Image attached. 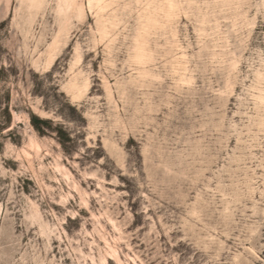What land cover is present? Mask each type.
<instances>
[{
    "label": "rangeland",
    "instance_id": "1",
    "mask_svg": "<svg viewBox=\"0 0 264 264\" xmlns=\"http://www.w3.org/2000/svg\"><path fill=\"white\" fill-rule=\"evenodd\" d=\"M0 264H264V0H0Z\"/></svg>",
    "mask_w": 264,
    "mask_h": 264
},
{
    "label": "trees",
    "instance_id": "2",
    "mask_svg": "<svg viewBox=\"0 0 264 264\" xmlns=\"http://www.w3.org/2000/svg\"><path fill=\"white\" fill-rule=\"evenodd\" d=\"M7 116H8V117H7L6 123L8 124L9 121H10V117H9L8 112H7ZM31 123H32V126L35 128V130H36L39 134H42V133H43V131H42L41 127H40V124H44V123H45L44 121L38 119V118L35 117V116H31Z\"/></svg>",
    "mask_w": 264,
    "mask_h": 264
}]
</instances>
